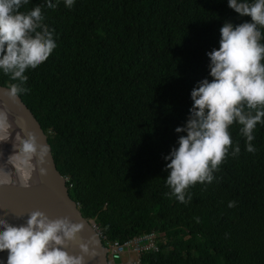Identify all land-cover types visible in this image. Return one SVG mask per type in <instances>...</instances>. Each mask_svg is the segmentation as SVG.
<instances>
[{"label":"trees","instance_id":"obj_1","mask_svg":"<svg viewBox=\"0 0 264 264\" xmlns=\"http://www.w3.org/2000/svg\"><path fill=\"white\" fill-rule=\"evenodd\" d=\"M34 5L56 48L26 71L19 96L83 216L113 240L156 231L159 249L141 264H264V123L252 153L229 126L239 155L225 156L212 183L190 186L186 203L163 180L190 91L210 79L206 53L218 48L224 22L250 18L227 0H75L70 9L29 0L19 10ZM10 83L0 73V85Z\"/></svg>","mask_w":264,"mask_h":264},{"label":"clouds","instance_id":"obj_2","mask_svg":"<svg viewBox=\"0 0 264 264\" xmlns=\"http://www.w3.org/2000/svg\"><path fill=\"white\" fill-rule=\"evenodd\" d=\"M59 2L44 0L48 9H54ZM28 3L29 0H0V73L11 81L4 90L10 100L25 91L26 71L39 67L56 48L53 31L43 23L41 7L19 10ZM74 3L75 0H63L69 9ZM227 7L250 20L236 25L226 21L220 27L218 48L206 53L210 79H201L191 89L186 121L174 129L175 146L163 157L168 173L164 183L169 195L180 203L191 199L188 193L186 200L190 186L207 185L216 179L213 173L226 155H239L240 147L233 144L229 126H239L245 151L252 153L253 131L257 124L264 123V0H227ZM16 150L12 157L21 167L32 160L43 162L48 152L32 133L20 140ZM40 175H45L43 168ZM227 206L234 207V201ZM83 227L67 217L50 219L39 210L30 212L19 225L0 218V253H7L0 264H85L86 256L97 255L94 238L78 245V255L64 250Z\"/></svg>","mask_w":264,"mask_h":264},{"label":"water","instance_id":"obj_3","mask_svg":"<svg viewBox=\"0 0 264 264\" xmlns=\"http://www.w3.org/2000/svg\"><path fill=\"white\" fill-rule=\"evenodd\" d=\"M7 87L0 85V103L6 108L2 113L3 117L12 122L14 130L13 133L0 132V187L13 199L15 210L9 217L16 219L14 223L19 225L24 223L30 212L39 210L50 219L67 217L73 223H82V231L77 234L75 241L68 242L64 250L70 255H78V245L94 238V251L97 255L86 256L85 264H109L107 249L95 228V223L83 216L69 194L67 179L57 169L46 133L19 95L15 100H10L4 95ZM27 133H32L38 144L46 145L48 152L43 162L32 160L29 165L21 167L12 155L16 153L17 145ZM41 168L45 170L43 176L40 175ZM4 207L5 203L1 199L0 213ZM89 247L90 251L93 250L91 245ZM6 254V251L0 253V260L5 258Z\"/></svg>","mask_w":264,"mask_h":264},{"label":"built area","instance_id":"obj_4","mask_svg":"<svg viewBox=\"0 0 264 264\" xmlns=\"http://www.w3.org/2000/svg\"><path fill=\"white\" fill-rule=\"evenodd\" d=\"M104 247L107 249V259L109 264H141L139 258L145 252L158 251V234L141 235L127 241L113 240L95 225ZM129 262V263H126Z\"/></svg>","mask_w":264,"mask_h":264},{"label":"bare ground","instance_id":"obj_5","mask_svg":"<svg viewBox=\"0 0 264 264\" xmlns=\"http://www.w3.org/2000/svg\"><path fill=\"white\" fill-rule=\"evenodd\" d=\"M5 109L6 108L3 106V104L0 103V113H3ZM13 130H14V127L12 125V122L3 117L2 121H0V132L3 131V132L13 133ZM24 175H26L25 170H24ZM3 191L4 190L0 187V200L2 199L5 203V207L3 211H1L0 213V218L6 219L10 224H15L14 220L16 219L9 217L10 215H12V212H14L15 210L13 199L9 194L7 196ZM10 209H12V211ZM3 259L4 257L2 258V260Z\"/></svg>","mask_w":264,"mask_h":264},{"label":"rangeland","instance_id":"obj_6","mask_svg":"<svg viewBox=\"0 0 264 264\" xmlns=\"http://www.w3.org/2000/svg\"><path fill=\"white\" fill-rule=\"evenodd\" d=\"M126 263H129V262H126Z\"/></svg>","mask_w":264,"mask_h":264}]
</instances>
